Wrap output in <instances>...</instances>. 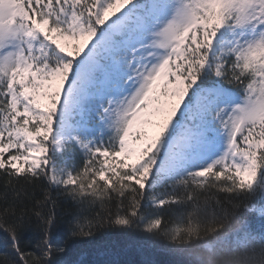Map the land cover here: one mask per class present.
I'll return each mask as SVG.
<instances>
[{"label": "snow or ice", "instance_id": "obj_1", "mask_svg": "<svg viewBox=\"0 0 264 264\" xmlns=\"http://www.w3.org/2000/svg\"><path fill=\"white\" fill-rule=\"evenodd\" d=\"M0 175L45 186L7 264H134L104 227L264 264V0H0Z\"/></svg>", "mask_w": 264, "mask_h": 264}, {"label": "trees", "instance_id": "obj_2", "mask_svg": "<svg viewBox=\"0 0 264 264\" xmlns=\"http://www.w3.org/2000/svg\"><path fill=\"white\" fill-rule=\"evenodd\" d=\"M45 191L43 184L31 185L22 180L17 181L12 178L11 182H6L3 175H0V209L5 203H12L14 200L18 204L31 206L34 200L42 199V193ZM19 194V197H18ZM56 196V193H53ZM21 197L23 198L21 200ZM57 212L67 218L74 211L73 206L63 197H58ZM175 219V217H173ZM244 220L255 230H259L264 224L258 215L246 213ZM241 225V221L239 220ZM239 227V225L237 226ZM40 232L35 227L25 233V242H29V249L35 246L39 240ZM94 239L98 243H107L109 241H119L129 249V255L125 259L131 260L134 264H144L145 261H151V264H184L188 259L173 251V246L169 245L163 236H149L141 230L125 232L119 228H102L96 233ZM12 255L11 245L5 233L0 232V264H7Z\"/></svg>", "mask_w": 264, "mask_h": 264}, {"label": "clouds", "instance_id": "obj_3", "mask_svg": "<svg viewBox=\"0 0 264 264\" xmlns=\"http://www.w3.org/2000/svg\"><path fill=\"white\" fill-rule=\"evenodd\" d=\"M239 225V227H237ZM226 228H240L241 230H243L242 229V226L240 225V223H239V219L238 218H233L230 222H227L226 223ZM232 247V244L231 243H227L226 245H225V249L227 250V249H229V248H231ZM240 252H242V251H244L243 249H241V250H239ZM233 264H241V262L240 261H234L233 262ZM249 264H258V262H256V261H251V262H249Z\"/></svg>", "mask_w": 264, "mask_h": 264}]
</instances>
